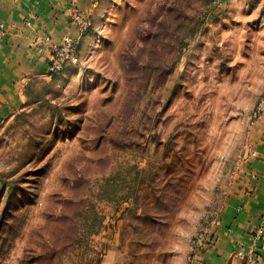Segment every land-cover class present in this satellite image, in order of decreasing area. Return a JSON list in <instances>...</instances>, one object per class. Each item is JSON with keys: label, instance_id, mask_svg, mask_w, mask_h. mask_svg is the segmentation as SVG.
I'll return each instance as SVG.
<instances>
[{"label": "rangeland", "instance_id": "1", "mask_svg": "<svg viewBox=\"0 0 264 264\" xmlns=\"http://www.w3.org/2000/svg\"><path fill=\"white\" fill-rule=\"evenodd\" d=\"M92 22L0 127V264H189L250 150L264 1L102 0Z\"/></svg>", "mask_w": 264, "mask_h": 264}, {"label": "crops", "instance_id": "2", "mask_svg": "<svg viewBox=\"0 0 264 264\" xmlns=\"http://www.w3.org/2000/svg\"><path fill=\"white\" fill-rule=\"evenodd\" d=\"M101 1L0 0V123L23 110L36 80L51 77L49 44L79 35L72 12L92 22ZM249 136L250 150L234 173L215 244L198 254L202 264H250L251 257L264 264V116L253 122ZM240 251L250 256L240 258Z\"/></svg>", "mask_w": 264, "mask_h": 264}, {"label": "built area", "instance_id": "3", "mask_svg": "<svg viewBox=\"0 0 264 264\" xmlns=\"http://www.w3.org/2000/svg\"><path fill=\"white\" fill-rule=\"evenodd\" d=\"M264 1V0H263ZM71 21L77 27L78 36L67 35L60 43H50V65L49 70L51 75L60 73L68 64H77L80 60V50L82 39L87 30L91 27V20L89 16L79 11H73ZM264 116V96L258 103L254 113L253 119L257 120ZM3 123H0V127ZM220 226V219H214L207 223L201 232L196 236L194 242L193 255L189 264H202L198 259V254L201 250L213 246L216 241L215 228ZM240 258H248L250 255L243 251L238 253ZM250 264H260V261L251 257Z\"/></svg>", "mask_w": 264, "mask_h": 264}]
</instances>
